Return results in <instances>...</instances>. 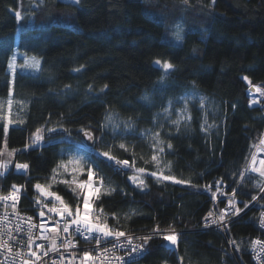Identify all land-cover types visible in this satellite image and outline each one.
<instances>
[{"label":"trees","instance_id":"16d2710c","mask_svg":"<svg viewBox=\"0 0 264 264\" xmlns=\"http://www.w3.org/2000/svg\"><path fill=\"white\" fill-rule=\"evenodd\" d=\"M178 25L180 41L173 35ZM18 52L37 58L39 70L12 78L9 67ZM157 60L175 66L162 82ZM252 84L264 88V0H0V149L7 125V148L19 150L12 164L30 165L29 177L13 170L0 175V188L26 182L31 194L36 184L50 185L66 153L80 146L105 185L115 189L95 201L109 226L144 236L157 225L178 230L175 247L153 235L144 264H255L251 245L262 233L264 193L259 177L244 169L264 132V109L250 104ZM191 91L206 96V106L191 104V121L162 136V164L171 163L167 175L190 183H159L151 176L154 163H145L153 151L141 133L154 127L169 101ZM110 115L132 124L129 150L104 129ZM37 129L43 130V146L25 148ZM85 132L102 152L135 161L146 172L117 171L86 146ZM215 180L235 190L243 211L226 230L203 222ZM72 188L52 186L75 207L83 197Z\"/></svg>","mask_w":264,"mask_h":264},{"label":"snow or ice","instance_id":"6c2138e0","mask_svg":"<svg viewBox=\"0 0 264 264\" xmlns=\"http://www.w3.org/2000/svg\"><path fill=\"white\" fill-rule=\"evenodd\" d=\"M75 2L78 4L79 0H75ZM212 2L214 4L215 0H212ZM16 15H17L18 19L21 18V15L19 12H17ZM182 31H183V29L180 28V26L178 25L176 32L173 33V35L177 41H180L183 39V36L181 34ZM155 63L158 65L162 64V68L164 69V75L161 76V78H160L161 82L169 74L170 70H173L175 67L169 61L161 62V61L157 60V61H155ZM10 67L13 69V71H15V58H13V61L10 63ZM21 67H31L33 69H39L40 61L37 58L32 57V58H29V60H26L25 64L22 65ZM244 79L248 80V77H244ZM249 83H251L250 80H249ZM66 87H70V86H66ZM89 87H91V86H89ZM104 87L107 88V85H104ZM254 90L256 93H260L261 96H264V88L254 86ZM144 99L148 100L149 98L147 96H145ZM255 102L256 101H252V103H255ZM187 103H188V101H187V99H185L184 100L185 106H187ZM11 105H12V101L9 99L8 100V110H9L8 124L14 123V121L11 120V118H10ZM201 107H203V98H201ZM171 109H172V101H169V107L165 108L163 110L165 113V118H168L171 116ZM179 113L180 114L177 116L176 119L171 120V123L176 126L177 131L179 130L182 122L191 121V119H192L191 114H190V112L187 111L186 107L180 109ZM106 119L110 120L111 117L109 116ZM21 123H22V121H21ZM205 124H207V120H205ZM116 127H119V125H116ZM126 127L131 128L132 124L127 123ZM162 127L163 126H161V128ZM207 130H208V128L205 127L204 131H207ZM3 131L5 133V138H4V148L0 149V170H6L8 168L9 163L11 162V157H13L15 155V153L17 151H19L18 149H11L10 151L7 152L9 159L5 160L2 158L5 154V150L7 149V138H6L7 131H8L7 125H5L3 127ZM49 131H52V130L50 129ZM113 131H115V128L113 129ZM85 135L88 137L89 140L95 139L94 135L90 132H85ZM33 137H34V139H32V144H38L40 141H42L44 139L43 130L37 129L36 132L33 134ZM152 139H153V143L151 144V148L154 150V152L151 155L150 160L145 161V163H154L156 168L158 169V171L151 172V176L156 178V179L176 181V178L174 176L164 174L165 169L170 171L171 163L168 162V164H165L162 166V156H163L164 151H165V148H164L165 141L163 139H161L160 131L153 132L152 133ZM30 146L31 145L26 144L25 148H28ZM166 146L169 149L172 147L170 142L167 143ZM254 147L257 149V151L251 153V157L247 162V165L244 169V172L257 174L259 176V179L257 180V187L260 189L261 192H264V158L258 159L259 152L264 151V136H262V138L260 139L259 144L254 145ZM119 148L125 149V151L129 150L128 148H126V145L124 143H120ZM100 154L102 156L106 157L107 159L114 161L119 166L133 168L136 173L143 174L146 172L145 168H136L135 167V161H133L130 164L128 160L118 159L116 156L112 155L110 151H103ZM133 155L135 156L134 151H133ZM69 164H73V165H76L78 167L72 168L73 179L71 181H67V180L63 181V183L75 185V187L72 188L73 192H77L79 190V194L82 195V197H83V199H82L83 207L82 208H81L80 203H77L75 208L73 209L71 206L66 204L64 202L63 198L61 196H59L57 193H52V192L47 191V188H45V186H42L40 184L35 185V188L41 194L54 197L55 201L58 202L60 205L59 207L49 208L48 212L57 213L58 215H60L65 220L62 229L59 227H53L52 229H50V232L52 233V235H45L44 233H41V236L37 237V239H43V240L50 242V248L48 250L44 251V253H43L44 256H47L49 251L55 252V251L59 250L56 241L59 237L60 231H63L65 233H68L69 235H72V232H70L69 229L73 228V226H74V231L79 233L86 242H91L94 239L97 246H99L101 244L102 240L108 241L109 238H113L117 241V243L112 245L111 249L105 248V249L98 250L96 257H93L89 251H84L83 256L81 257V264H85L86 261L90 262V261H95V260H100V259L105 260V261H109V264H110L111 257L108 256V253L111 251H114L118 247L123 246L119 242L120 238H122V237L126 239V241L129 245H132L131 250H130V252L127 253V255H131L132 253L140 252L141 250H143L144 246L148 243V241H150L153 238V235H160L161 233H166L163 235V239L165 241L169 242L173 246L178 245L179 234L176 233L175 229L172 228L171 225H169L168 229H161L160 226L157 225L153 229V235L140 237L139 239H141L142 243L139 245H134L132 243L133 238L131 236H127L124 231H120L118 228H113V227L109 226L106 219L102 220V216L104 215L102 208L96 209L94 211L90 209V205L92 203H94L95 200L99 199L100 193H101V188H104V192L107 194H110L115 189H112L110 187H104V181H103L102 177H100L98 180L93 179V177L97 176L98 174L93 170L91 164H88V162L84 156H73L69 159L68 162H65L62 160L61 163L57 167L58 168H64L65 171H67ZM85 165H87V167H85ZM15 167L18 170H27L29 165L26 163H24V164L17 163L15 165ZM55 172H56V170L54 169L53 173L55 174ZM77 172H79L81 174L86 172L87 178L85 180L78 181L76 178ZM0 174H3L2 171H0ZM131 179L134 182L138 183L139 186H146L144 180L138 179L136 175H133L131 177ZM240 179H241V181H243L244 173H241ZM53 180H55V175H53ZM176 182L177 183H190V181H185V180H178ZM12 187H13L14 192H18L23 186L13 185ZM48 187H51V185H49ZM233 196H235V190H233ZM0 199L12 200L13 201L12 207H13V209H15L16 201H17L18 197L16 195H10L8 197H0ZM252 199L256 200L257 197L253 196ZM37 203L38 204L40 203L39 199H37ZM45 207H47V205H45ZM229 207H231L233 209L234 215L240 211L239 208L235 207V202L232 199H229ZM245 207H248L247 203L245 204ZM227 211H228V207H226V209H224V210H221L219 217L213 218L211 220V223H220V222L224 221ZM16 214L19 215V213H16ZM39 215L44 216L45 212L43 210H41ZM213 216H214V213L212 211H210L208 213V217H213ZM208 217H205V219L207 220ZM27 219L31 220V217H28ZM56 223H57V225L60 224L59 221H57ZM260 223H261V226L264 227V213H261ZM17 227H18V230H23L19 227V225ZM35 227L45 228V224L41 223L39 226H37L35 224L29 225V237H30L28 240L29 246H31L34 243V241L31 239V229L35 228ZM46 231H49V230L46 229ZM2 236H3V233H0V237H2ZM9 239H13L10 231H9ZM258 245L260 246V250L262 252H264V241H260V240L253 241L252 247L254 249ZM61 246L71 247L72 242L66 240L65 243ZM37 247H38V249H43L44 245L40 244ZM237 247H239V246L237 245ZM0 251L5 252L6 254L12 255L13 262H15L16 256L19 255V254L13 255L12 254V246L9 244L8 240H3L2 238H0ZM29 253L31 254L32 257H35L36 260L41 259V257L37 254V252L31 250V247H29ZM7 258L8 257L6 255V259ZM115 259L117 261H119L120 264H124V258L123 257H115ZM182 259L183 258H181V260ZM257 259H259V255H257ZM21 264H28V261L22 260ZM53 264H56V262L54 261ZM61 264H62V261H61Z\"/></svg>","mask_w":264,"mask_h":264},{"label":"built area","instance_id":"2783aa9c","mask_svg":"<svg viewBox=\"0 0 264 264\" xmlns=\"http://www.w3.org/2000/svg\"><path fill=\"white\" fill-rule=\"evenodd\" d=\"M254 86L260 87V85L252 84L248 87L247 93L250 98V104L253 106H258L260 109H264V96H261L260 93H256L254 90ZM252 101H256L255 103H252ZM264 136V132L262 134ZM261 136V138H262ZM260 138V139H261ZM259 139V141H260ZM259 141L256 143V145L259 144ZM31 145L29 148H35V147H42L43 143L39 142L38 144H29ZM94 154L97 156L105 158L109 163L113 164L115 169L117 171H124L129 169V167H122L117 165L114 161H111L107 159L106 157L102 156L100 153L102 152L99 148H96L94 145L88 147ZM257 151V149L254 147L253 152ZM264 158V151L259 152L258 159ZM17 163L20 164H28L27 162H15L14 164L8 165V168L6 170H0L2 171L4 175L6 172L13 170V172L20 174L24 177H29V170L30 165L27 170H18L15 165ZM55 170H57L55 168ZM59 172V171H58ZM247 174V173H245ZM253 175L258 176L255 173H250ZM53 175H55V180H53ZM259 177V176H258ZM87 178L83 177L82 180H85ZM73 177L70 174H62L57 173L55 174L52 172L50 176V185L51 187H48L49 185H43L45 188H47V191L55 193L52 189V186L55 184H63V185H69V186H75L71 184H65L63 181H71ZM94 180H97V178L94 176ZM78 181H82L81 178L77 179ZM214 187L212 190V206L210 211L214 213L213 217H208V214L205 215V217H208L206 220L205 217L203 219V222L205 225L213 226L215 228L224 229L226 230L228 228V225L231 221L236 219L239 215L243 213V211H239L237 214H233V209L229 207V199L234 200L235 207L239 208L236 196H233V190H230L228 185L220 180H215ZM18 186H23L18 192H14L13 188L8 190H2L0 188V197H8L10 195H16L18 197L16 201V207L13 209L12 204L13 201L10 199H0V233H3V236L0 237L3 240H8L9 244L12 246V254H19L16 256L15 262L12 260V255L6 254L3 251H0V264H21L22 260H27L28 264H53L55 261L56 264H81V257L83 256L84 251H89L90 254L93 257L97 256V251L101 249H111L112 245L117 243V241L113 238H109L108 241H101V244L99 246L96 245L95 240L93 239L91 242H86L83 237L74 231L73 228L69 229L70 232H72V235H69L68 233H65L63 231H60L59 237L56 241L58 246V251H49L47 256H44V251L48 250L50 248V242L43 240V239H37V237L41 236V233H44L45 235H52L50 232V229L53 227H59L62 229L63 224L65 222L64 218H62L57 213H50L48 212L49 208L52 207H59V203L55 201L54 197L47 196L41 194L36 188L35 185L32 188L31 194H29L28 190V184L24 182L23 184H20ZM211 187V186H209ZM264 192L261 193V195ZM30 196V197H28ZM28 197L29 201H26V198ZM37 199H39L40 203H37ZM96 201V200H95ZM95 201L90 205L91 210L99 209L95 206ZM66 203V202H65ZM68 204V203H66ZM254 204V202L252 203ZM251 204V205H252ZM47 205V207H45ZM71 206L70 204H68ZM81 208L83 207L82 203L80 204ZM250 205V206H251ZM249 206V207H250ZM72 207V206H71ZM228 207V211L226 212L224 221L220 222L218 225L216 223H211V220L213 218H218L220 215L221 210L226 209ZM73 209L75 207H72ZM43 210L45 212L44 216H40V211ZM209 211V212H210ZM16 213H19L17 215ZM261 213H264V209ZM31 217V220H28L27 218ZM102 220H104L102 216ZM261 220V214L259 218V226L261 228V235L254 238L255 240L264 241V227L261 226L260 223ZM57 221L60 222L59 225H57ZM41 223L45 224V228L35 227L31 229V239L34 241V243L29 246L28 240H29V225L35 224L39 226ZM23 230H18V226ZM49 230V231H46ZM9 231L11 232V235L13 239H9ZM123 231V230H120ZM176 233H178V230H176ZM127 236H131L132 243L134 245H139L142 243L140 237L144 236L143 234H137V233H130L126 232ZM153 235V232L151 233ZM166 233H161L160 235L155 236H161L163 238V235ZM71 241L72 246L71 247H63L65 241ZM123 246L116 248L114 251H111L108 253V256L111 257L110 264H120L119 261L115 259V257H123L124 258V264H144L142 262V259L144 256L148 253V245L146 244L138 253H132L131 255H127L128 252H130L132 245H129L125 238H120L119 241ZM253 243V242H252ZM43 244V249H38V245ZM29 247H31L32 251L37 252V254L41 257V259L36 260L35 257H32L29 253ZM251 254L253 257V260L255 264H264V252L260 250V246L258 245L255 249L251 245ZM7 255V259H6ZM257 255H259V259H257ZM85 264H109V261L105 260H95V261H86Z\"/></svg>","mask_w":264,"mask_h":264},{"label":"rangeland","instance_id":"374dc122","mask_svg":"<svg viewBox=\"0 0 264 264\" xmlns=\"http://www.w3.org/2000/svg\"><path fill=\"white\" fill-rule=\"evenodd\" d=\"M64 1L75 2V0H64ZM13 58H15V71H13V69L11 67H9V71H10V74H11L12 78L16 75V73L18 71L36 73L39 70V69H33L31 67H21L22 65L25 64L26 60H29V58H32L31 56L25 55L23 52L15 53ZM13 58H12L11 62L13 61ZM201 98H203V107H201ZM185 99H187V101H188L187 106H185V104H184V100ZM207 100L208 99L206 98V96H204L203 94H201L200 92H197V91L188 92V93L182 95L181 97H179V98H177L175 100H172L171 116L168 117V118H165V113L162 110L157 115L154 127L152 129H149V130L141 133V136L151 146V144L153 143V139H152V133L153 132L160 131L161 139H162V136H163L164 133H169V132H172L174 130H177L176 126L171 123V120H174V119L177 118V116L180 114L179 113L180 109L186 107L187 111L190 112L191 104H199L200 108H204V106H206ZM168 107H169V102L166 105V108H168ZM110 117H111V119L110 120L107 119V121L105 122L104 129L109 132V134L111 135V138L115 141L116 144H118V146H119L120 143H124L126 145V148H127L128 144H129V136H130V134L133 133V128L132 127L131 128L126 127L127 122L122 121L121 119H119L115 115H110ZM188 122L189 121L182 122L181 125H180L179 130L182 129L183 127H185ZM116 125H119V127H116ZM161 126H163V127L161 128ZM210 126L211 125H209L208 123L204 124V127H207L208 129L210 128ZM114 128H115V131H113ZM43 137H44V134H43ZM40 142L43 143L44 139L42 141H40ZM86 146H88V145L86 144ZM164 148H165V145H164ZM8 151H10V149L7 148L5 150V154H7ZM152 151L154 152L153 149H152ZM73 156H84L85 159H86V156L84 155V152L81 151L80 146L73 147L71 150H69L66 153V157L63 159V161L68 162L69 159L71 157H73ZM8 159H9V157L7 155V158L5 160H8ZM12 162H13V157H11V162L9 163V165L12 164ZM162 166H163V164H162ZM73 167H78V166L73 165V164H69L67 171H65L64 168L56 167V169H57L56 172L57 173H62V174H70L73 177V173H72V168ZM85 167H87V165H85ZM156 171H158L157 168H156ZM164 174L165 175L168 174V170L167 169H165ZM86 176H87L86 172L83 173V174H81L79 172L76 173V178L77 179L81 178V180H82L83 177H86ZM95 177L98 180L101 176L97 175ZM157 180H158L159 183L167 181V180H162V179H157ZM73 187H75V186H73ZM104 187H110V186L105 185V182H104ZM101 193H105L104 192V188H101ZM101 193H100V195H101ZM216 224L218 225L219 223H216ZM164 242H165V244L167 246L175 247V246L171 245L169 242H167L165 240H164Z\"/></svg>","mask_w":264,"mask_h":264},{"label":"water","instance_id":"95a60500","mask_svg":"<svg viewBox=\"0 0 264 264\" xmlns=\"http://www.w3.org/2000/svg\"><path fill=\"white\" fill-rule=\"evenodd\" d=\"M57 134H59L58 131H57V132H52V133L50 134V136L57 135ZM84 141H85V143H86L88 146H93V144H94V140H89L88 137H87L85 134H84Z\"/></svg>","mask_w":264,"mask_h":264},{"label":"bare ground","instance_id":"6f19581e","mask_svg":"<svg viewBox=\"0 0 264 264\" xmlns=\"http://www.w3.org/2000/svg\"><path fill=\"white\" fill-rule=\"evenodd\" d=\"M158 237H161V236H158Z\"/></svg>","mask_w":264,"mask_h":264}]
</instances>
